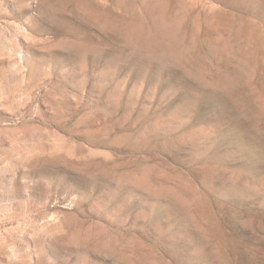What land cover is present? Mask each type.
Instances as JSON below:
<instances>
[{"label":"rangeland","instance_id":"374dc122","mask_svg":"<svg viewBox=\"0 0 264 264\" xmlns=\"http://www.w3.org/2000/svg\"><path fill=\"white\" fill-rule=\"evenodd\" d=\"M0 264H264V0H0Z\"/></svg>","mask_w":264,"mask_h":264}]
</instances>
